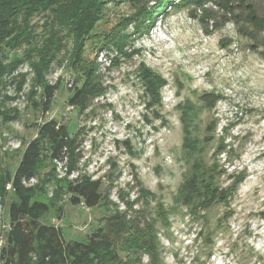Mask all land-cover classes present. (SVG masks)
<instances>
[{"label": "rangeland", "instance_id": "rangeland-1", "mask_svg": "<svg viewBox=\"0 0 264 264\" xmlns=\"http://www.w3.org/2000/svg\"><path fill=\"white\" fill-rule=\"evenodd\" d=\"M73 1L86 10L23 11L0 37V250L10 179L55 119L76 138L75 169L40 138L27 184L65 239L122 213L148 231L156 264H264V34L225 21L229 0ZM85 79L97 95L70 105ZM80 176L101 180L97 206L70 201ZM150 259L139 251L136 264Z\"/></svg>", "mask_w": 264, "mask_h": 264}, {"label": "trees", "instance_id": "trees-1", "mask_svg": "<svg viewBox=\"0 0 264 264\" xmlns=\"http://www.w3.org/2000/svg\"><path fill=\"white\" fill-rule=\"evenodd\" d=\"M61 1L64 2L0 0V37L11 31L9 25L15 26L13 19L21 12L51 7ZM65 1L75 12L83 13L86 10V6L78 9L73 0ZM227 2L223 12L229 17L225 21L241 22V30L252 39L257 40L261 33L264 34V10L259 13L254 0ZM85 15L80 20L85 19ZM54 91L53 85L46 88L45 106L50 104ZM97 93V86L85 79L81 86L75 88L68 102L72 106L83 107ZM37 135L25 147L10 179L16 199L11 201L8 208L9 230L6 244L0 250V264H136L139 251L149 252L151 259L148 264H156L151 254L148 231L140 227L141 224L136 223L135 219H129L122 213L106 217L104 225L87 234L85 240H67L59 227L39 220L40 213L47 210V205L33 199L34 190L27 184L35 177V167L42 154L39 139L48 140L50 158L69 164V171L75 169L77 146L76 138L70 135L68 128L55 119L39 124ZM68 191L73 204L83 203L89 208L97 206L103 198L101 180L89 176H80L69 182ZM123 245L126 248L120 247ZM120 251H125L126 255L122 256Z\"/></svg>", "mask_w": 264, "mask_h": 264}]
</instances>
